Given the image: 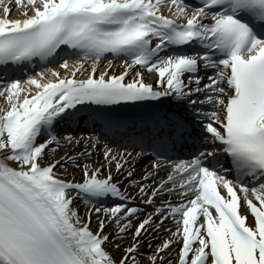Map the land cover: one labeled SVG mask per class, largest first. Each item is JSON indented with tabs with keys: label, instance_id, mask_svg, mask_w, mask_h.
<instances>
[{
	"label": "snow or ice",
	"instance_id": "obj_1",
	"mask_svg": "<svg viewBox=\"0 0 264 264\" xmlns=\"http://www.w3.org/2000/svg\"><path fill=\"white\" fill-rule=\"evenodd\" d=\"M0 11V264H264V0Z\"/></svg>",
	"mask_w": 264,
	"mask_h": 264
},
{
	"label": "bare ground",
	"instance_id": "obj_2",
	"mask_svg": "<svg viewBox=\"0 0 264 264\" xmlns=\"http://www.w3.org/2000/svg\"><path fill=\"white\" fill-rule=\"evenodd\" d=\"M11 7H12V9H13V14H12V16H11V18L12 19H16V18H19V11H17V6L13 3L12 5H11ZM3 15V13H2V11H0V16H2ZM74 61H70V63H73ZM107 63H105L104 65H106ZM114 65V68L112 69V74H116V75H119L122 71H123V68H122V63H115V64H113ZM87 66V65H86ZM50 68H52L53 70H56V71H59L60 73H61V76H70V72H65V70H63V69H60L59 67H58V65H56V66H53V67H50ZM105 70V68L104 67H101V69H100V71H104ZM40 72V71H39ZM29 75H32V74H29ZM98 75V74H97ZM87 77V73H85L83 76H81V75H77V79H84V78H86ZM26 78V77H25ZM146 79H150V77H147V75H146ZM3 103V106H4V100L1 98L0 99V103ZM82 150V149H81ZM65 151H68V149H64L63 150V152L60 154V156H63L64 154H65ZM101 151H102V149H101ZM57 158H59V157H57ZM93 159H96V157H93ZM101 159H102V157H101ZM148 167V165H142L141 163H139V162H137V165H136V174H135V178L137 179V180H140L141 179V177L145 174V169ZM71 170H69V175H71ZM75 175L77 176V179H79V176H80V173H79V171H76V173H75ZM161 176H164V174L163 173H161L160 174ZM164 178H166V176H164ZM159 203V202H158ZM79 211H80V214L81 215H83L86 211H87V209L84 211L83 209H81V208H79ZM93 219H95V217L93 218ZM249 223L251 222L250 220L248 221ZM169 226L170 227H173L174 228V225H172L171 223L169 224ZM162 241H159V240H157V241H154L153 242V247H155L157 244H159V243H161ZM174 247H175V245H174ZM144 251L147 253V252H149V249L147 248V246H145V248H144ZM118 255V254H117Z\"/></svg>",
	"mask_w": 264,
	"mask_h": 264
},
{
	"label": "rangeland",
	"instance_id": "obj_3",
	"mask_svg": "<svg viewBox=\"0 0 264 264\" xmlns=\"http://www.w3.org/2000/svg\"><path fill=\"white\" fill-rule=\"evenodd\" d=\"M21 79H25V78H21ZM1 99V98H0ZM3 106V103L1 102L0 103V107H2ZM63 152V150L62 151H60V153H59V155L61 154ZM59 157V156H58ZM71 170V169H70ZM72 171V170H71ZM78 208H81V209H83L84 211L86 210V208L83 206V207H79V206H77ZM119 255V254H118Z\"/></svg>",
	"mask_w": 264,
	"mask_h": 264
}]
</instances>
